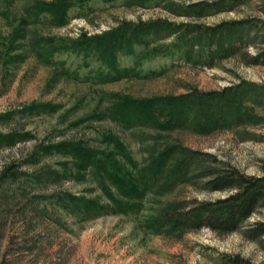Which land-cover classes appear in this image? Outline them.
Instances as JSON below:
<instances>
[{"label":"rangeland","instance_id":"rangeland-1","mask_svg":"<svg viewBox=\"0 0 264 264\" xmlns=\"http://www.w3.org/2000/svg\"><path fill=\"white\" fill-rule=\"evenodd\" d=\"M33 1L0 0V137H5L0 139V264H221L223 255L264 264V252L237 232L220 234L201 227L174 236L150 230L146 224L160 202L213 200L225 192L200 190L179 181L162 194L148 192L136 212L85 215L72 204L74 198L109 203L108 197L91 172L78 173L71 150L53 147L74 140L98 152H113V144L103 137L111 134L138 164L176 144L211 155L205 165L222 166L219 161H223L246 174H263L264 64L248 59L264 50V0H151L145 5L90 0L83 7H73L65 24L29 25L25 37L13 43L16 17ZM150 20L173 27L244 21L243 43L234 54L216 58L210 66L192 65L175 55L158 56L143 66L166 67L162 74L105 83L86 78L85 67L79 69L77 78L62 74L29 51L33 36L76 38L100 34L122 21ZM132 59L121 60L128 65ZM69 60H75L74 55ZM90 64L95 66L97 61L91 59ZM243 82L260 88L259 101L246 100L253 117L207 133L182 127L124 128L100 116L115 95H183L193 90L219 91ZM6 140L14 142L4 144ZM8 166L12 174L3 176Z\"/></svg>","mask_w":264,"mask_h":264},{"label":"trees","instance_id":"trees-1","mask_svg":"<svg viewBox=\"0 0 264 264\" xmlns=\"http://www.w3.org/2000/svg\"><path fill=\"white\" fill-rule=\"evenodd\" d=\"M89 1L34 0L25 7L23 15L16 17L18 26L12 42L24 38L29 25L65 24L73 7H83ZM101 1L111 3L117 0ZM123 1L145 5L151 0ZM243 25L244 21H236L214 27L200 24L173 27L162 20L122 21L100 34L84 33L76 38L40 35L30 37L28 44L29 51L36 58L54 65L60 73L77 78L79 69L85 67L86 78L105 83L124 77L148 78L162 74L166 67L145 69L143 66L145 61L158 56L175 55L192 65L206 63L210 66L216 58L234 54L238 50L239 44L243 43ZM169 36H173L172 40L157 43ZM72 55L75 60L70 61ZM122 57H132L131 64L125 65ZM91 59L97 61L95 66H91ZM248 62L264 64V50L250 56ZM259 89L257 85L243 82L219 91L193 90L183 95L147 98L115 95L105 114L100 116L109 117L124 128L182 127L207 133L250 120L253 115L246 107V100L259 101L262 96ZM27 109L30 111L31 108ZM103 137L113 144V152H98L74 140L53 146L55 149L71 150L78 173L82 170L91 172L108 197L109 203L74 198L76 202L72 200V204L80 212L91 216L107 212H136L142 208L148 192L159 195L179 181L189 182L200 190L222 191L225 194L213 200L179 198L160 202L146 223L150 230L174 236L201 227H208L220 234L237 232L264 252V173L246 174L223 161H219L222 166L211 162L205 165L204 162L209 161L207 157L211 155L176 144L157 150L144 163L138 164L118 138L111 134ZM13 142L6 140L4 144L11 145ZM10 168L4 169L2 175H11ZM255 214L257 217L250 220ZM221 258V264H251L240 257L223 255Z\"/></svg>","mask_w":264,"mask_h":264}]
</instances>
